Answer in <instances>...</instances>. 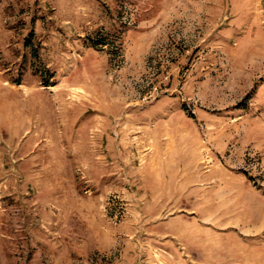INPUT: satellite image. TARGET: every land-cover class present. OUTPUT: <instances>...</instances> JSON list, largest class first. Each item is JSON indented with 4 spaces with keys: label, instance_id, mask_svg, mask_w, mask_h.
Returning <instances> with one entry per match:
<instances>
[{
    "label": "rangeland",
    "instance_id": "1",
    "mask_svg": "<svg viewBox=\"0 0 264 264\" xmlns=\"http://www.w3.org/2000/svg\"><path fill=\"white\" fill-rule=\"evenodd\" d=\"M0 264H264V0H0Z\"/></svg>",
    "mask_w": 264,
    "mask_h": 264
},
{
    "label": "trees",
    "instance_id": "2",
    "mask_svg": "<svg viewBox=\"0 0 264 264\" xmlns=\"http://www.w3.org/2000/svg\"><path fill=\"white\" fill-rule=\"evenodd\" d=\"M98 44H101V43H97V44H94L93 46H98ZM45 86H49L48 84H46Z\"/></svg>",
    "mask_w": 264,
    "mask_h": 264
}]
</instances>
